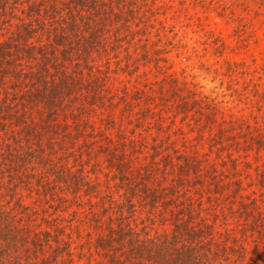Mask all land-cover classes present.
<instances>
[{
  "label": "trees",
  "instance_id": "1",
  "mask_svg": "<svg viewBox=\"0 0 264 264\" xmlns=\"http://www.w3.org/2000/svg\"><path fill=\"white\" fill-rule=\"evenodd\" d=\"M147 3L0 0V264H264L263 77L168 72Z\"/></svg>",
  "mask_w": 264,
  "mask_h": 264
},
{
  "label": "rangeland",
  "instance_id": "2",
  "mask_svg": "<svg viewBox=\"0 0 264 264\" xmlns=\"http://www.w3.org/2000/svg\"><path fill=\"white\" fill-rule=\"evenodd\" d=\"M145 16L153 35L157 28H167L162 47L169 51L168 72L189 79L195 76L207 93L219 94V100L233 111L244 105L226 89L230 78L236 88L243 89L247 78L262 76L260 89L264 91V0H148ZM223 92L228 95L222 96ZM240 154L243 176L248 170L255 174L256 166L264 162L256 150ZM245 163L251 164L249 168ZM245 186L250 193L251 187ZM261 186L254 188L261 191Z\"/></svg>",
  "mask_w": 264,
  "mask_h": 264
}]
</instances>
